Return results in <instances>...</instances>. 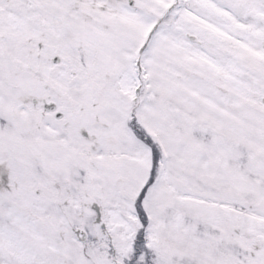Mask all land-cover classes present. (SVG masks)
I'll list each match as a JSON object with an SVG mask.
<instances>
[{
    "label": "snow or ice",
    "instance_id": "obj_1",
    "mask_svg": "<svg viewBox=\"0 0 264 264\" xmlns=\"http://www.w3.org/2000/svg\"><path fill=\"white\" fill-rule=\"evenodd\" d=\"M0 264H264V0H0Z\"/></svg>",
    "mask_w": 264,
    "mask_h": 264
}]
</instances>
